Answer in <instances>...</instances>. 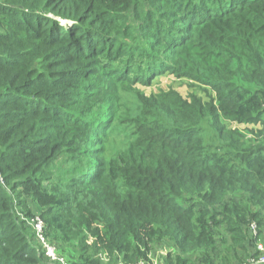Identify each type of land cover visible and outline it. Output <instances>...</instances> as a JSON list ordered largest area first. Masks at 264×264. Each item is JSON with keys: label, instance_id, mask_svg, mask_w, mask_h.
Instances as JSON below:
<instances>
[{"label": "trees", "instance_id": "obj_1", "mask_svg": "<svg viewBox=\"0 0 264 264\" xmlns=\"http://www.w3.org/2000/svg\"><path fill=\"white\" fill-rule=\"evenodd\" d=\"M37 219L64 264L247 263L264 0H0V264H61Z\"/></svg>", "mask_w": 264, "mask_h": 264}, {"label": "rangeland", "instance_id": "obj_2", "mask_svg": "<svg viewBox=\"0 0 264 264\" xmlns=\"http://www.w3.org/2000/svg\"><path fill=\"white\" fill-rule=\"evenodd\" d=\"M61 22H63V21H61ZM170 87L175 89L184 98H186L192 91L191 87H189V81L187 79L179 80V79L175 78L174 76H171L168 74H164V75L156 77L152 81L151 85L148 87H144L141 84H138L136 86V89L140 90L145 95H149L150 93H157L161 90H167ZM197 94L199 96H203V92H200ZM240 130L242 131L244 129H240ZM242 132L248 136V134L246 132H244V131H242ZM252 225H254L256 228L255 223H253ZM259 240L261 241V243L264 244V234H263V236L260 237V239H258L256 246H257V244H261ZM52 262H54V261H52ZM240 264H246V263L244 261H242Z\"/></svg>", "mask_w": 264, "mask_h": 264}, {"label": "built area", "instance_id": "obj_3", "mask_svg": "<svg viewBox=\"0 0 264 264\" xmlns=\"http://www.w3.org/2000/svg\"><path fill=\"white\" fill-rule=\"evenodd\" d=\"M34 232L36 235V238L38 240V243L42 246L44 250V254L46 257H48L51 261L59 262L61 264H64V259L59 256L56 252V249L53 244L48 242L44 236H43V224L40 220H36L33 224ZM251 230L253 234L256 235L257 229L254 225H251ZM260 241V240H259ZM257 243V242H256ZM261 243V241H260ZM256 247V254H253L252 256L248 257L246 264H264V244H257ZM141 264V263H138Z\"/></svg>", "mask_w": 264, "mask_h": 264}]
</instances>
